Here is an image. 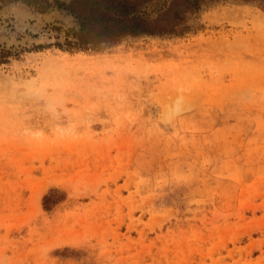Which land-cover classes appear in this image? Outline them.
Here are the masks:
<instances>
[{
    "label": "rangeland",
    "instance_id": "374dc122",
    "mask_svg": "<svg viewBox=\"0 0 264 264\" xmlns=\"http://www.w3.org/2000/svg\"><path fill=\"white\" fill-rule=\"evenodd\" d=\"M69 1L0 2V264H264L259 0L97 48Z\"/></svg>",
    "mask_w": 264,
    "mask_h": 264
},
{
    "label": "trees",
    "instance_id": "16d2710c",
    "mask_svg": "<svg viewBox=\"0 0 264 264\" xmlns=\"http://www.w3.org/2000/svg\"><path fill=\"white\" fill-rule=\"evenodd\" d=\"M17 1L40 8L48 0H0L1 3ZM174 1L176 0H172ZM152 2L153 0H70L66 5L59 4V7L67 9L76 19L78 29L72 35L77 41L72 44L78 48L115 44L125 37L139 34L181 36L189 28L184 25L185 14H195L200 8L198 0H184L181 9L169 16V9L154 8L147 11ZM258 4L264 8V0H259Z\"/></svg>",
    "mask_w": 264,
    "mask_h": 264
}]
</instances>
